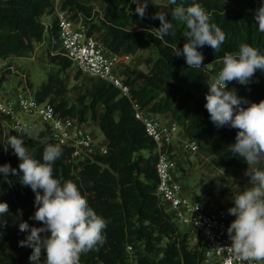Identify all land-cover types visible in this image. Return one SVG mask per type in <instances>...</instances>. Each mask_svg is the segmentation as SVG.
I'll return each mask as SVG.
<instances>
[{"label":"trees","instance_id":"1","mask_svg":"<svg viewBox=\"0 0 264 264\" xmlns=\"http://www.w3.org/2000/svg\"><path fill=\"white\" fill-rule=\"evenodd\" d=\"M101 2L103 19L95 22L88 20L96 14L92 0H65L64 7L84 14L90 31L99 32L114 53L135 55L146 44L156 50L155 56L144 60L148 71L132 70L127 76L126 82L133 85V99L152 112L171 116L190 138L205 141L204 150L216 156L220 165L246 171L247 162L230 150L239 130L229 125L216 127L205 108L210 79L200 69L190 68L183 55L175 54L186 42L183 36L186 26L172 21L175 35L160 39L156 36L160 21L153 16L163 11L168 14L166 19L171 20V11L176 6L200 4L209 14L210 23H215L225 33L220 51L208 45L197 47L204 57L203 63H217L225 53L238 52L242 44L264 55V33L258 30L254 19L264 0H177L176 5L170 2L156 7L148 5L144 17L135 12L136 4L132 0ZM50 5L49 0H0V57L20 56L32 51L35 43L45 40L46 29L41 18ZM52 30L51 34L57 37L56 23ZM48 40L50 47L54 45L51 35ZM50 58L59 69L49 74L34 96L39 101H49L63 115L81 122L98 120L109 141L107 154L79 163H67L71 151L60 146L61 155L53 163V177L61 184L74 182L89 207L107 221L103 232L105 243L98 245V250L81 254L80 264H125L128 243L135 246L144 264H198L200 251L189 248L188 234L180 230L156 194L155 144L144 124L135 118L130 100L106 81L85 75L91 80L90 87L70 102L66 97L68 85L61 74L72 62L60 55H50ZM10 68L7 66L5 70ZM4 80L2 74L0 89ZM233 89L248 102L243 107L259 103L264 100V71L258 70L247 85L229 82L227 90ZM13 135L16 134L12 131L5 136L0 133V166L8 164L17 169L16 175L0 172V202L8 205V212L0 217V264H32L29 259L32 248L21 247L20 242L26 240L31 227L44 225L30 219L36 211L35 193L20 182L22 173L18 165L21 161L6 143ZM23 142L29 153L41 162L44 148L48 144L57 145L47 137L46 131L39 138ZM143 151L149 154L145 156ZM251 168L264 170V156L249 170ZM25 221L29 230L21 232L19 224ZM45 235L50 236V232L41 233L42 237ZM45 261L42 253L40 264Z\"/></svg>","mask_w":264,"mask_h":264},{"label":"clouds","instance_id":"2","mask_svg":"<svg viewBox=\"0 0 264 264\" xmlns=\"http://www.w3.org/2000/svg\"><path fill=\"white\" fill-rule=\"evenodd\" d=\"M169 2L176 5L177 0ZM132 3L136 4L135 12L144 17L148 0H132ZM167 16L163 11L153 16L160 21L156 36L163 39L169 34L175 35L172 21L184 24L186 42L182 50L178 48L175 54L183 55L190 68L199 69L203 65L204 57L197 50L198 46L208 45L216 52L220 51L225 33L215 23H210L209 14L200 4L178 5L171 11V20L166 19ZM254 19L258 30L264 33V5L256 10ZM222 64L207 84L205 108L216 127L229 125L239 130L230 150L247 162L245 175L250 177V186L233 196L234 207L228 209V213L236 218L227 229L232 241L227 251L237 261L264 264V170H249L264 156V100L243 107L248 102L238 97L234 89L226 90L229 82L247 85L258 70L264 71V55L256 48L242 44L238 52L225 53ZM20 131L24 135L30 134L26 127ZM6 143L21 161L18 165L22 173L21 184L30 186L35 193L36 211L30 219L44 225L31 227L30 234L20 242V246L32 248L29 257L32 264H40L42 253L46 256L45 264H80L81 254L98 250L97 246L105 243L103 232L107 221L89 207L74 182L69 180L61 184L53 177V163L61 155L59 145L48 144L41 162L29 153L18 136L8 137ZM0 172L16 175L17 169L5 164L0 166ZM7 212V203L0 202V217ZM19 229L26 232L29 224L21 222ZM45 232H50V236L42 237L41 233Z\"/></svg>","mask_w":264,"mask_h":264},{"label":"built area","instance_id":"3","mask_svg":"<svg viewBox=\"0 0 264 264\" xmlns=\"http://www.w3.org/2000/svg\"><path fill=\"white\" fill-rule=\"evenodd\" d=\"M49 1L51 5L44 15L48 13L51 16L50 22H42L54 43L51 55L69 59L82 74L94 80L106 81L118 88L121 96L130 100L135 118L144 124L147 135L155 144L153 153L156 156L158 178L156 194L172 219L184 227L188 234L189 248L200 251L198 264H249L248 261H237L227 251L232 243L227 229L234 221L228 210L223 207L211 208L200 199L189 196L177 178L175 166L179 162L175 157L178 146L196 154L200 150L199 142L190 138L184 129L182 135L177 134L176 121L169 120L165 114L142 107L133 99V85L126 82L127 76L118 69L122 55L112 52L100 33L90 31L84 14L65 8V0ZM94 12L96 14L88 20L101 21L102 10L94 8ZM55 23L57 37L51 34ZM199 69L209 79L220 70L215 62L203 63ZM0 115L4 117L0 120V133L3 136L12 131L27 142L28 135H24L20 129L26 127L35 130L38 133L36 138L46 131L50 140L71 151L67 163L83 162L109 152V141L104 134L100 135L87 122L63 115L54 104L39 101L28 91H17L15 97L10 98L2 96L0 89ZM28 117L36 119L29 121ZM126 253L125 264H144L140 262L139 253L133 244H127Z\"/></svg>","mask_w":264,"mask_h":264},{"label":"rangeland","instance_id":"4","mask_svg":"<svg viewBox=\"0 0 264 264\" xmlns=\"http://www.w3.org/2000/svg\"><path fill=\"white\" fill-rule=\"evenodd\" d=\"M168 2L169 0H148V5L156 7ZM92 3L95 9H101V0H92ZM41 19L43 22H50L51 16L47 13ZM48 35L47 31L45 40L35 43L32 51H26L20 56L0 57V76L2 74L5 76L1 87L2 96L14 98L16 92L20 90L34 94L36 89L48 80L49 74L59 69L58 65L52 62L50 58L51 53L49 51L51 47ZM155 55L156 50L146 44L135 55H122L118 69L121 72L123 71L122 74L126 76L132 70L146 72L148 66L144 61L145 58ZM7 66H11L9 71L5 70ZM215 66L221 69L223 66L222 61L215 63ZM61 76L67 82L68 92L66 97L70 102L76 100L81 93L90 87L91 80L83 74L79 75L76 66L72 65L62 72ZM3 118L0 115V120ZM35 119L28 117L29 121ZM169 120H171V116H169ZM87 123L100 135L103 134L98 120L89 119ZM176 132L182 135L184 133L183 127L177 124ZM37 136L38 133L35 130H30L27 137L36 138ZM204 145L205 141L199 142L200 150L196 154L187 152L178 146L175 157L179 162L175 166L177 178L189 196L200 199L211 208L223 207L228 210L234 207L233 196L250 186V177L245 175V170L220 165L216 156L210 155L204 150ZM142 153L145 156L149 154L148 151ZM233 218L235 220L236 217L233 216ZM179 228L181 231L186 232L183 226H179Z\"/></svg>","mask_w":264,"mask_h":264},{"label":"crops","instance_id":"5","mask_svg":"<svg viewBox=\"0 0 264 264\" xmlns=\"http://www.w3.org/2000/svg\"><path fill=\"white\" fill-rule=\"evenodd\" d=\"M167 117H169L168 115H167ZM171 121H175L173 118H171Z\"/></svg>","mask_w":264,"mask_h":264}]
</instances>
